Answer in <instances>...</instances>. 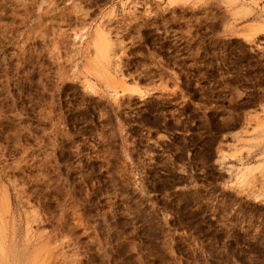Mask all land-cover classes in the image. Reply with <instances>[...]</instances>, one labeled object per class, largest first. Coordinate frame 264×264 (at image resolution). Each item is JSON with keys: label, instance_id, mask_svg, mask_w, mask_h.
Returning a JSON list of instances; mask_svg holds the SVG:
<instances>
[{"label": "rangeland", "instance_id": "rangeland-1", "mask_svg": "<svg viewBox=\"0 0 264 264\" xmlns=\"http://www.w3.org/2000/svg\"><path fill=\"white\" fill-rule=\"evenodd\" d=\"M0 264H264V0H0Z\"/></svg>", "mask_w": 264, "mask_h": 264}]
</instances>
